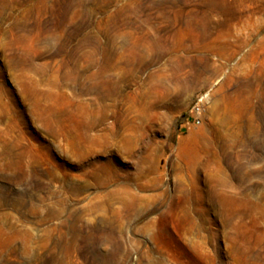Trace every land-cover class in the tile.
Masks as SVG:
<instances>
[{"label":"rangeland","instance_id":"rangeland-1","mask_svg":"<svg viewBox=\"0 0 264 264\" xmlns=\"http://www.w3.org/2000/svg\"><path fill=\"white\" fill-rule=\"evenodd\" d=\"M0 264H264V0H0Z\"/></svg>","mask_w":264,"mask_h":264},{"label":"built area","instance_id":"built-area-1","mask_svg":"<svg viewBox=\"0 0 264 264\" xmlns=\"http://www.w3.org/2000/svg\"><path fill=\"white\" fill-rule=\"evenodd\" d=\"M207 101V95H201L196 98V101L190 108V117L194 125H199L201 122V111Z\"/></svg>","mask_w":264,"mask_h":264}]
</instances>
